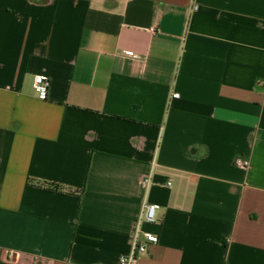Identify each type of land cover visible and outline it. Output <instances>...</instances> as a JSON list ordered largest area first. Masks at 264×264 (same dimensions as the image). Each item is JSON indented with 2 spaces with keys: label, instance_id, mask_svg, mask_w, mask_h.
Wrapping results in <instances>:
<instances>
[{
  "label": "crops",
  "instance_id": "0c3cea01",
  "mask_svg": "<svg viewBox=\"0 0 264 264\" xmlns=\"http://www.w3.org/2000/svg\"><path fill=\"white\" fill-rule=\"evenodd\" d=\"M146 201L139 264H264V0H0V264H121Z\"/></svg>",
  "mask_w": 264,
  "mask_h": 264
},
{
  "label": "built area",
  "instance_id": "2783aa9c",
  "mask_svg": "<svg viewBox=\"0 0 264 264\" xmlns=\"http://www.w3.org/2000/svg\"><path fill=\"white\" fill-rule=\"evenodd\" d=\"M155 31V28H152ZM131 58H135L136 55L133 53H127ZM35 92L39 99L46 100L49 94L50 79L46 75H36L33 83ZM179 94L175 93L174 97H178ZM235 166L243 169H247L251 161L249 158L242 156H236L234 159ZM151 175L143 180V186L147 189L151 183ZM160 205L146 201L142 207V213L140 221L138 223L137 230L133 238V247L131 253L124 255L121 258V264H139V260L148 251V246L159 242V235L150 231H144L141 228L143 222L155 223L157 218V211Z\"/></svg>",
  "mask_w": 264,
  "mask_h": 264
}]
</instances>
